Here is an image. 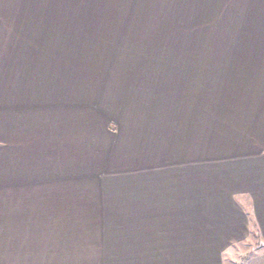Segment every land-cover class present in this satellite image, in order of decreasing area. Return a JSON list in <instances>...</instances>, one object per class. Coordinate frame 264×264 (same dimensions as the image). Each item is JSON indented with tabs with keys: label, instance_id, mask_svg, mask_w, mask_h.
Here are the masks:
<instances>
[{
	"label": "crops",
	"instance_id": "1",
	"mask_svg": "<svg viewBox=\"0 0 264 264\" xmlns=\"http://www.w3.org/2000/svg\"><path fill=\"white\" fill-rule=\"evenodd\" d=\"M32 2L0 0V264H223L264 241V0H83L82 32L174 50L107 58Z\"/></svg>",
	"mask_w": 264,
	"mask_h": 264
},
{
	"label": "rangeland",
	"instance_id": "2",
	"mask_svg": "<svg viewBox=\"0 0 264 264\" xmlns=\"http://www.w3.org/2000/svg\"><path fill=\"white\" fill-rule=\"evenodd\" d=\"M22 1V0H21ZM24 2V0H23ZM88 4V0H86ZM32 8L37 10L36 13L40 16V10H42V24L48 26L58 25L59 29L63 30L57 34L55 29L52 32L50 30L49 36L57 37L64 36L65 47H71L79 49V52L83 54L84 51L87 54L101 53L105 58L111 55L117 56H156V55H172L171 51L174 50H157V49H118L114 43L106 41L104 33H92L82 32L78 24L88 23L85 19L79 18L78 12L83 11V0H33ZM77 12V15L75 14ZM46 13V15H44ZM38 16V17H39ZM40 18V17H39ZM35 19V18H34ZM38 23V22H37ZM57 28V29H58ZM169 51L171 52L169 54ZM184 50H178V55ZM186 55L198 56L200 55V48H196L192 51L186 50ZM177 55V54H176ZM264 248V241H258L255 238H250L238 244L236 250L232 253L224 256L223 264H242L245 260V256L251 252Z\"/></svg>",
	"mask_w": 264,
	"mask_h": 264
}]
</instances>
